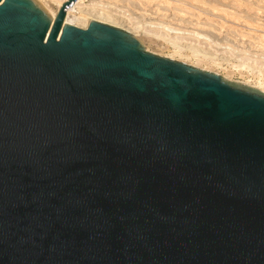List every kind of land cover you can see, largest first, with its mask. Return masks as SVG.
I'll return each instance as SVG.
<instances>
[{
  "label": "water",
  "instance_id": "1",
  "mask_svg": "<svg viewBox=\"0 0 264 264\" xmlns=\"http://www.w3.org/2000/svg\"><path fill=\"white\" fill-rule=\"evenodd\" d=\"M41 0H0V264H264V92Z\"/></svg>",
  "mask_w": 264,
  "mask_h": 264
},
{
  "label": "rangeland",
  "instance_id": "2",
  "mask_svg": "<svg viewBox=\"0 0 264 264\" xmlns=\"http://www.w3.org/2000/svg\"><path fill=\"white\" fill-rule=\"evenodd\" d=\"M101 1L107 12L76 15L104 20L132 33L148 52L230 82L259 89L264 80V0Z\"/></svg>",
  "mask_w": 264,
  "mask_h": 264
},
{
  "label": "bare ground",
  "instance_id": "3",
  "mask_svg": "<svg viewBox=\"0 0 264 264\" xmlns=\"http://www.w3.org/2000/svg\"><path fill=\"white\" fill-rule=\"evenodd\" d=\"M41 1H43V0H41ZM50 1L52 3H54L59 9V7L62 5V3L64 1H66V0H50ZM86 1L87 0H74L73 2L68 4L66 6V8H65L64 22H65V19H66L68 13L77 16L76 14H80V12L81 13H84V12L86 13V11L95 12V13L101 12L102 14L104 12H107L105 10L104 6L102 5L103 3H102L101 0H92L91 2H88V3ZM46 7L51 11V13L53 14V17H54L58 10L55 11V10H52L51 8H49L48 6H46ZM79 16H77V17H79ZM93 19H95L97 21H100V22H104V20L102 21V20L97 19V18H93ZM105 23H108V22H105ZM258 83H259L258 84L259 85L258 88L261 89L262 92H263L264 91V80L261 81V79H259Z\"/></svg>",
  "mask_w": 264,
  "mask_h": 264
}]
</instances>
